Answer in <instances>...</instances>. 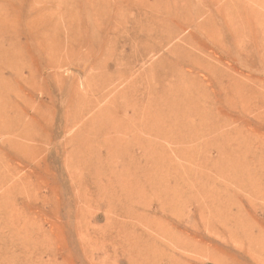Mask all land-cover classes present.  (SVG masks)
<instances>
[{"label":"rangeland","instance_id":"374dc122","mask_svg":"<svg viewBox=\"0 0 264 264\" xmlns=\"http://www.w3.org/2000/svg\"><path fill=\"white\" fill-rule=\"evenodd\" d=\"M0 62V264H264V0H0Z\"/></svg>","mask_w":264,"mask_h":264},{"label":"bare ground","instance_id":"6f19581e","mask_svg":"<svg viewBox=\"0 0 264 264\" xmlns=\"http://www.w3.org/2000/svg\"><path fill=\"white\" fill-rule=\"evenodd\" d=\"M0 64L2 65V62H0ZM18 75L20 76V73L18 72ZM19 78V77H18ZM18 78H16L14 81H19ZM24 80V78H23ZM25 81V80H24ZM107 83V81H105ZM102 86V85H101ZM21 92V91H20ZM20 92L18 93V95H20ZM89 102V101H88ZM87 104V103H86ZM22 111V110H21ZM110 111H106V110H101L99 111V114H98V117H101L102 120H101V123L98 127H100L99 129V132H98V135H100L102 138L100 139L99 141V147L107 150V154L105 155V159L108 161V162H112L118 158H121V157H124V156H127L128 157V153L129 151L132 150V148L134 146H138L140 149H142L143 151H146V148L150 145V141L148 140H145L141 137H138L139 134H135V131H133V125H132V121L131 119H122L121 117V110L120 109H116V110H112V113H110ZM20 113V112H19ZM22 113V112H21ZM24 113V111H23ZM81 113V112H80ZM79 115V114H78ZM16 116V115H14ZM22 116V115H21ZM105 116H107L106 118H104ZM80 117V116H79ZM16 119V117H15ZM96 120H97V116L96 114L93 116V119H91L88 123V125H86V131H88L89 129L93 130L94 128L92 126H94L96 124ZM22 122V121H21ZM20 122V123H21ZM29 122V123H28ZM27 122L28 124V127H31V122H30V119L29 121ZM143 122V121H142ZM16 123V122H15ZM24 123V122H23ZM147 123V125L145 124ZM150 121V119L148 120V122H144V125H143V128L140 130L141 134H144V135H150V136H158L160 138H164L167 142H170V143H174V142H179V141H185V137L184 136H180L178 139H173V136H172V125L173 123H171V121H167V118L165 119V124H166V127H169L168 131H165L164 129V133H162L161 130H158L157 129V126L155 123H153ZM14 124V123H13ZM17 124V123H16ZM8 126L5 127V129H10V125L9 123L7 124ZM15 125V124H14ZM18 125L20 126V124L18 123ZM142 126V125H141ZM140 126V127H141ZM13 128V127H12ZM93 128V129H92ZM171 128V130H170ZM22 129V127H21ZM31 129V128H30ZM12 130V129H11ZM6 131V132H7ZM31 131V130H30ZM90 131V130H89ZM21 133V132H20ZM91 133V132H89ZM22 134V133H21ZM32 133L30 132L29 135H27L24 139L25 141L26 140H33L34 139V136L31 135ZM88 134V133H87ZM163 134V135H162ZM91 136V134H90ZM95 136H96V133H95ZM23 137V136H22ZM178 137V136H177ZM93 138V137H92ZM99 138V137H98ZM187 138V137H186ZM190 139V138H189ZM85 141L86 143L84 144V146H82V148H80V150L83 152L84 150V154L88 156L90 150L93 148L92 146V141H90V139L88 137H85ZM94 141V140H93ZM186 142V141H185ZM182 143V142H179V144ZM189 143V142H188ZM98 144V142H97ZM176 144V143H175ZM117 149V150H116ZM179 151V150H178ZM143 156L146 157V153L143 152ZM120 160V159H119ZM131 162V164H135V172H139V173H142V175H144L145 177L148 175L146 174L145 170L143 171V168L142 166L139 164V160L138 159H135V158H132L129 160ZM141 166V167H138V166ZM144 167V166H143ZM127 168V167H126ZM129 168V167H128ZM133 168H134V165H133ZM132 170V169H131ZM130 170V171H131ZM129 171V170H128ZM141 171V172H140ZM148 172V171H147ZM149 173V172H148ZM136 174V173H135ZM149 175H151L149 173ZM148 175V176H149ZM141 176V175H140ZM152 177V176H150ZM138 178V177H137ZM151 179V178H150ZM140 181V180H139ZM144 182H147V184L144 186L148 188V190L153 194L155 191H158L157 189L155 190V185L152 186V183L151 181L149 180V177L147 178L146 177V180ZM154 182V181H153ZM157 180H156V184H157ZM161 183V182H160ZM142 184V183H141ZM161 185V184H160ZM170 186V185H169ZM141 187V186H140ZM159 187V186H158ZM165 187V186H164ZM143 188V187H142ZM141 188V189H142ZM160 188V187H159ZM167 188V187H166ZM172 188V187H171ZM140 189V188H139ZM140 189V190H141ZM144 189V188H143ZM169 189V188H167ZM166 189V190H167ZM99 190V189H98ZM97 190V191H98ZM101 190V189H100ZM147 190V189H146ZM173 190V189H171ZM96 191V190H95ZM137 191V190H136ZM161 191V189H160ZM180 191V190H179ZM143 192V190H142ZM171 192V191H170ZM174 192V191H173ZM156 193V192H155ZM154 193V194H155ZM176 193V192H175ZM99 194V193H97ZM161 194V193H160ZM168 194V193H167ZM182 194V193H181ZM101 195V194H100ZM172 195V194H171ZM170 195V197H171ZM98 196V195H97ZM156 196V195H155ZM160 196V195H159ZM168 196V195H167ZM175 196V195H173ZM99 198V197H98ZM159 198V197H158ZM166 197L163 198V200L165 199ZM168 198V197H167ZM173 199V198H172ZM170 200V199H169ZM173 201V200H172ZM153 202V201H152ZM90 203V202H89ZM125 203V202H124ZM127 203V202H126ZM96 204V203H95ZM173 204V203H172ZM123 205V204H122ZM130 206V205H129ZM151 206V205H150ZM171 206V205H170ZM118 207V206H117ZM148 208V207H147ZM119 209V208H118ZM158 209V208H157ZM120 210V209H119ZM128 210V209H127ZM174 210V209H173ZM176 210V209H175ZM132 210H130L131 212ZM205 211V210H204ZM126 213V212H125ZM120 216V215H119ZM123 216V215H122ZM127 216V215H126ZM153 216V215H152ZM128 217H131V216H128ZM148 217V216H147ZM134 218V217H133ZM121 219V218H120ZM151 219V218H149ZM163 219V218H162ZM142 220V219H141ZM160 220V219H159ZM127 221V220H126ZM130 221V220H129ZM146 221V220H145ZM151 221V220H150ZM157 221V220H156ZM168 223V222H167ZM146 224V223H145ZM153 224V223H151ZM121 225V224H120ZM168 225V224H167ZM125 226V224L123 225ZM148 228V226H146ZM164 227V226H163ZM168 227V226H167ZM128 228V227H127ZM152 228V227H150ZM118 229V227H117ZM125 229V228H124ZM133 229V227H132ZM154 229V228H153ZM153 229H150V230H153ZM253 229V228H252ZM129 230V229H128ZM131 230V229H130ZM158 230V229H157ZM133 231V230H132ZM171 231V230H170ZM183 232V231H182ZM249 232V231H248ZM261 232V231H260ZM177 233V232H176ZM181 233V232H180ZM179 233V235H181ZM185 233V232H184ZM252 233V232H251ZM263 233V232H262ZM157 234V233H156ZM162 234V233H161ZM173 234H174V231H173ZM183 234V233H182ZM248 234V233H247ZM164 235V234H163ZM236 235V234H235ZM234 235V236H235ZM165 236V235H164ZM169 236V234H168ZM167 236V237H168ZM173 236V235H172ZM177 236V234H176ZM182 236V235H181ZM238 237H240L238 234H237ZM242 236V235H241ZM252 236H255V234H252ZM166 237V236H165ZM179 237V236H178ZM250 237V236H249ZM258 237L261 238L262 236L258 234ZM137 238V237H136ZM185 238V236H184ZM191 238V237H190ZM253 237H251L252 239ZM139 239V238H138ZM137 239V240H138ZM173 239V238H172ZM171 239V240H172ZM181 239V238H180ZM186 239V238H185ZM193 239V238H192ZM191 239V240H192ZM235 239V238H233ZM238 239V238H237ZM145 240V239H144ZM191 240H184L183 242H179L177 241L178 243L175 244V248H178V249H184L185 251H190L191 252H194L195 253H205L206 255H208V257H211L213 258V256H215L213 253H215L213 250L210 251L211 253L207 252L209 250H211V247L208 248L209 250L205 249L204 246H206L205 244H203L204 246H201L199 243H195V242H192ZM254 240H258L257 242H259L260 239H255ZM176 241V240H175ZM253 241V240H252ZM135 242V241H134ZM133 242V243H134ZM151 242V241H150ZM200 242V241H199ZM155 243V242H153ZM135 244V243H134ZM133 244V246H135ZM137 244V243H136ZM258 244V243H257ZM139 245V244H138ZM157 245V244H155ZM208 245V244H207ZM131 246V245H130ZM137 247V246H136ZM150 247V245H149ZM132 248V247H131ZM138 248V247H137ZM141 248V246H140ZM147 248V247H146ZM154 248V246H153ZM161 248V247H159ZM143 249V248H142ZM162 249V248H161ZM165 249V248H164ZM213 249V248H212ZM149 250V249H148ZM160 250V249H159ZM138 251V249H137ZM150 251V250H149ZM140 252V251H139ZM143 252V251H142ZM155 252V251H154ZM155 253H158L157 251ZM160 253H163V252H160ZM159 253V255H160ZM136 254V253H135ZM143 254V253H142ZM151 254V253H150ZM148 254V255H150ZM213 254V255H212ZM152 255V254H151ZM150 255V256H151ZM166 255V257L164 256ZM142 256V255H141ZM140 256V257H141ZM146 256V255H145ZM161 256V255H160ZM159 257V256H158ZM216 257V256H215ZM151 258V257H150ZM149 258V259H150ZM155 258V257H154ZM153 259V258H152ZM157 259V258H155ZM177 259H179L178 257L176 256H173V254L169 255L165 252V254H163L160 258L157 259V261L159 260H165L167 261V264H175L177 263ZM138 260V258L136 259ZM142 260V259H141ZM151 260V259H150ZM154 260V259H153ZM180 260V259H179ZM135 261V260H134ZM144 261V259H143ZM142 261V262H143ZM152 261V260H151ZM156 261V264H158ZM132 262V261H131ZM141 262V261H140ZM138 263H139V260H138ZM151 263V262H150ZM146 264V263H145ZM149 264V263H148ZM155 264V263H154ZM162 264V263H160Z\"/></svg>","mask_w":264,"mask_h":264}]
</instances>
